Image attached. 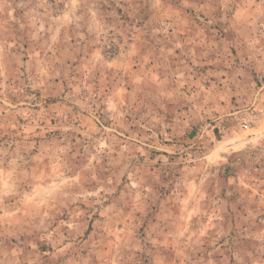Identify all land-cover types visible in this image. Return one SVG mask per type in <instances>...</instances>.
Wrapping results in <instances>:
<instances>
[{"label": "rangeland", "instance_id": "obj_1", "mask_svg": "<svg viewBox=\"0 0 264 264\" xmlns=\"http://www.w3.org/2000/svg\"><path fill=\"white\" fill-rule=\"evenodd\" d=\"M0 264H264V0H0Z\"/></svg>", "mask_w": 264, "mask_h": 264}]
</instances>
